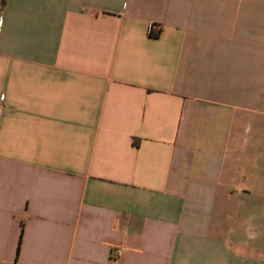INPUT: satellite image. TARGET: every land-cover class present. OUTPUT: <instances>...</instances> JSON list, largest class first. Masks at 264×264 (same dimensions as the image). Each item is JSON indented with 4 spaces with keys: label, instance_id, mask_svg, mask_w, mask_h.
<instances>
[{
    "label": "crops",
    "instance_id": "0c3cea01",
    "mask_svg": "<svg viewBox=\"0 0 264 264\" xmlns=\"http://www.w3.org/2000/svg\"><path fill=\"white\" fill-rule=\"evenodd\" d=\"M0 264H264V0H0Z\"/></svg>",
    "mask_w": 264,
    "mask_h": 264
},
{
    "label": "trees",
    "instance_id": "16d2710c",
    "mask_svg": "<svg viewBox=\"0 0 264 264\" xmlns=\"http://www.w3.org/2000/svg\"><path fill=\"white\" fill-rule=\"evenodd\" d=\"M157 35V34H156Z\"/></svg>",
    "mask_w": 264,
    "mask_h": 264
}]
</instances>
